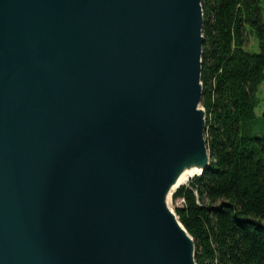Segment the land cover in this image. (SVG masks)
I'll list each match as a JSON object with an SVG mask.
<instances>
[{
	"label": "water",
	"instance_id": "1",
	"mask_svg": "<svg viewBox=\"0 0 264 264\" xmlns=\"http://www.w3.org/2000/svg\"><path fill=\"white\" fill-rule=\"evenodd\" d=\"M202 0H0V264H197L170 207L211 153Z\"/></svg>",
	"mask_w": 264,
	"mask_h": 264
},
{
	"label": "trees",
	"instance_id": "2",
	"mask_svg": "<svg viewBox=\"0 0 264 264\" xmlns=\"http://www.w3.org/2000/svg\"><path fill=\"white\" fill-rule=\"evenodd\" d=\"M210 166L172 195L197 264H264V0H202ZM256 40L259 52L248 45Z\"/></svg>",
	"mask_w": 264,
	"mask_h": 264
},
{
	"label": "rangeland",
	"instance_id": "3",
	"mask_svg": "<svg viewBox=\"0 0 264 264\" xmlns=\"http://www.w3.org/2000/svg\"><path fill=\"white\" fill-rule=\"evenodd\" d=\"M247 50L250 52H259V46L258 42L256 40H253L250 45H248ZM259 96L261 98V103L260 105L256 108V114L258 118H262L263 112H264V83L261 85L260 90H259ZM201 107L203 108L202 104ZM264 130V125L262 128V131ZM192 178H188V180L184 183H188ZM181 206V201H176L174 202L172 198L170 199V207L175 210L176 207Z\"/></svg>",
	"mask_w": 264,
	"mask_h": 264
},
{
	"label": "bare ground",
	"instance_id": "4",
	"mask_svg": "<svg viewBox=\"0 0 264 264\" xmlns=\"http://www.w3.org/2000/svg\"><path fill=\"white\" fill-rule=\"evenodd\" d=\"M195 173V170H186L178 180L176 187L183 185L188 180V178H193Z\"/></svg>",
	"mask_w": 264,
	"mask_h": 264
}]
</instances>
